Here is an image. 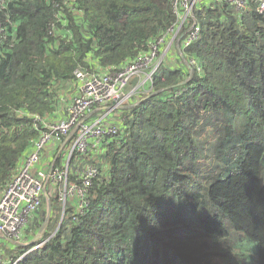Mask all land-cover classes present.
Wrapping results in <instances>:
<instances>
[{
  "label": "trees",
  "instance_id": "1",
  "mask_svg": "<svg viewBox=\"0 0 264 264\" xmlns=\"http://www.w3.org/2000/svg\"><path fill=\"white\" fill-rule=\"evenodd\" d=\"M172 3L0 0V197L34 151V119L57 120L61 93L74 98V72L105 75L148 54L174 23ZM247 4H195L199 37L179 50L199 71L168 53L174 67L165 58L141 99L158 94L123 110L121 140L105 147L109 178L20 264H264V18ZM204 125L210 161L195 139Z\"/></svg>",
  "mask_w": 264,
  "mask_h": 264
},
{
  "label": "built area",
  "instance_id": "2",
  "mask_svg": "<svg viewBox=\"0 0 264 264\" xmlns=\"http://www.w3.org/2000/svg\"><path fill=\"white\" fill-rule=\"evenodd\" d=\"M198 1L173 0L175 20L167 30V37L159 38L148 54L137 56L121 70L96 75L77 69L74 78L78 86L66 108V116L53 122L38 116L34 119L36 129L42 125L34 151L22 162L0 197V239L21 244L22 230L31 223V215L41 208L43 198L49 202L58 200L62 220L67 205L75 211L73 220L87 209L91 186L109 178V169L101 165V157L105 147L121 137L122 112L136 106L143 97L137 100L135 94L139 90L128 91V86L133 80L140 82L138 88L151 86L154 71L165 58L168 60L171 48L184 50L198 39L200 27L193 11ZM222 1L230 3L237 12H244L248 5V0ZM252 1L256 4L255 12L264 18V0ZM160 45H164L162 50ZM178 57L186 68L190 66L187 68L190 74L193 67L199 71L194 59L183 58L180 50ZM167 63L171 64L169 60ZM45 242L15 257L5 258L0 251V264H20Z\"/></svg>",
  "mask_w": 264,
  "mask_h": 264
},
{
  "label": "rangeland",
  "instance_id": "3",
  "mask_svg": "<svg viewBox=\"0 0 264 264\" xmlns=\"http://www.w3.org/2000/svg\"><path fill=\"white\" fill-rule=\"evenodd\" d=\"M173 50V48H171V50L169 51V53ZM175 53L176 50H173ZM172 53L173 58L175 57V53ZM168 54V53H167ZM178 56V55H177ZM169 62H171V65L167 63V66H173L175 63L174 59L170 60ZM139 83L137 80H133L130 85L128 86V91L137 88V90H139L135 95L137 100L139 98H141L144 94H146V92L149 90L148 87H151L150 84L147 86H144L143 89L142 87H139ZM74 93V88L72 90L69 89L68 93L66 91H63L61 94H63L62 97V101L61 102V110L58 115L59 118H62L64 116L67 115L66 109L70 103V99L73 96ZM60 95V93H59ZM71 95V96H70ZM209 126H203L202 128H200V130L198 131V133L195 136L196 139V143L198 145V147L202 150V155L205 156L209 161L210 158L213 157L214 155V149H215V145L214 144V132L210 131L209 132ZM208 163V162H207ZM211 167V165L209 164L206 169L203 168V172H204V176L208 179H212L213 176H216V170ZM47 198H45V200L42 201V208L39 209L40 211L38 212L37 215H39V218L36 220L34 219L33 222L28 223L27 228H24L22 230V235L24 237L25 242L27 241H32L33 243L35 241L41 242L43 240H46V237L50 234H53L54 231L56 230L57 226L59 225V221H57V223H55V215L54 213L50 214V217L47 218L46 216L49 215V208H50V204L49 207L47 208ZM57 216V215H56ZM32 219V217L30 218ZM29 219V220H30ZM54 221V222H53ZM53 222V223H52ZM2 245V246H1ZM3 245H6L5 243L2 242V244L0 243V251L2 253L3 256L7 257L10 256L12 254L13 251H11L9 249V247H5ZM28 248H31L30 246Z\"/></svg>",
  "mask_w": 264,
  "mask_h": 264
},
{
  "label": "clouds",
  "instance_id": "4",
  "mask_svg": "<svg viewBox=\"0 0 264 264\" xmlns=\"http://www.w3.org/2000/svg\"><path fill=\"white\" fill-rule=\"evenodd\" d=\"M43 200H45V198H43ZM54 199H51V202L53 201ZM57 202H58V200L57 199H55ZM47 201V208L49 207V204H50V208H51V202H49L48 200H46ZM50 208H49V210L48 211H50ZM61 211H62V207H61V204H60V210H59V219H58V221H59V225L57 226V228H56V230L54 231V233L53 234H50L49 235V238L48 239H50L51 237H53V235L57 232V230L60 228V226H61V224H62V219H61ZM52 212L50 211V213H49V215H47L46 217L47 218H49L50 217V214H51ZM54 214H55V212H53ZM58 214H55V215H58ZM30 220H32V219H30ZM47 238H46V240H43L44 242L46 241L47 242V240H48ZM2 240H6V239H2ZM6 241H8V240H6ZM38 241V240H37ZM37 241H35L34 243L33 242H31V243H27V242H25V240H23V242L21 243V244H17V243H15L14 245L11 243L12 241H8L12 246H17L16 247V249L15 250H13L12 248H10L8 245H3V246H5V247H9V249L11 250V251H13L12 252V254L10 255V256H7V257H5V258H9V257H15V256H17V255H20L23 251H28V250H31L33 247H35V246H37L40 242H38V243H36ZM43 241H41V242H43ZM45 242V243H46ZM14 243V242H13ZM45 243H44V245H45ZM43 245V246H44ZM2 246V245H1ZM0 246V247H1ZM31 247V248H28V247ZM41 249V248H40ZM39 250V249H38ZM34 251H36V250H34ZM33 252V251H32ZM31 253V252H30ZM29 253V254H30ZM28 254V255H29Z\"/></svg>",
  "mask_w": 264,
  "mask_h": 264
},
{
  "label": "crops",
  "instance_id": "5",
  "mask_svg": "<svg viewBox=\"0 0 264 264\" xmlns=\"http://www.w3.org/2000/svg\"><path fill=\"white\" fill-rule=\"evenodd\" d=\"M175 50L177 51V55H178V51H179V49L178 48H175ZM169 64V63H168ZM167 65V64H166ZM171 65V64H170ZM54 201V200H53ZM49 213H50V211H49ZM2 242L3 243H5L6 245H8L10 248H12L13 250H15L16 249V247L17 246H12L8 241H6V240H2V239H0V243L2 244ZM32 241H27V243H31Z\"/></svg>",
  "mask_w": 264,
  "mask_h": 264
},
{
  "label": "water",
  "instance_id": "6",
  "mask_svg": "<svg viewBox=\"0 0 264 264\" xmlns=\"http://www.w3.org/2000/svg\"><path fill=\"white\" fill-rule=\"evenodd\" d=\"M188 69H190V66H188L187 67ZM156 94H158V93H152L151 95H148L147 97H145L142 101H144V100H146V99H149L151 96H153V95H156ZM13 245L15 244V243H13V242H11Z\"/></svg>",
  "mask_w": 264,
  "mask_h": 264
},
{
  "label": "bare ground",
  "instance_id": "7",
  "mask_svg": "<svg viewBox=\"0 0 264 264\" xmlns=\"http://www.w3.org/2000/svg\"><path fill=\"white\" fill-rule=\"evenodd\" d=\"M67 207H69V205H67Z\"/></svg>",
  "mask_w": 264,
  "mask_h": 264
}]
</instances>
